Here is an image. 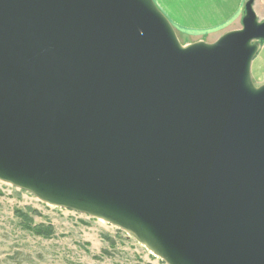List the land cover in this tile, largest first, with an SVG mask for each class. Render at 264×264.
Masks as SVG:
<instances>
[{
    "label": "water",
    "instance_id": "1",
    "mask_svg": "<svg viewBox=\"0 0 264 264\" xmlns=\"http://www.w3.org/2000/svg\"><path fill=\"white\" fill-rule=\"evenodd\" d=\"M254 2L184 47L153 0H0V180L149 233L166 264H264Z\"/></svg>",
    "mask_w": 264,
    "mask_h": 264
},
{
    "label": "rangeland",
    "instance_id": "2",
    "mask_svg": "<svg viewBox=\"0 0 264 264\" xmlns=\"http://www.w3.org/2000/svg\"><path fill=\"white\" fill-rule=\"evenodd\" d=\"M174 30L184 47L217 41ZM256 43L261 47L264 41ZM251 78L255 87L264 85L253 77L252 65ZM51 205L0 180V264H166L143 243L109 222ZM28 209L37 212L36 224L54 228L51 238L34 236L20 227L15 212Z\"/></svg>",
    "mask_w": 264,
    "mask_h": 264
},
{
    "label": "crops",
    "instance_id": "3",
    "mask_svg": "<svg viewBox=\"0 0 264 264\" xmlns=\"http://www.w3.org/2000/svg\"><path fill=\"white\" fill-rule=\"evenodd\" d=\"M153 1L179 32H188L197 37L206 35L215 42L222 35L242 28L249 0ZM254 10L257 18L264 22V0H255ZM262 44L252 64V74L255 79L264 83V43Z\"/></svg>",
    "mask_w": 264,
    "mask_h": 264
},
{
    "label": "trees",
    "instance_id": "4",
    "mask_svg": "<svg viewBox=\"0 0 264 264\" xmlns=\"http://www.w3.org/2000/svg\"><path fill=\"white\" fill-rule=\"evenodd\" d=\"M16 216L20 221V227L27 232L32 233L34 236L51 238L54 235V228L44 224H36L34 221V214L37 212L31 209L17 210Z\"/></svg>",
    "mask_w": 264,
    "mask_h": 264
},
{
    "label": "bare ground",
    "instance_id": "5",
    "mask_svg": "<svg viewBox=\"0 0 264 264\" xmlns=\"http://www.w3.org/2000/svg\"><path fill=\"white\" fill-rule=\"evenodd\" d=\"M41 192L47 196L50 199H56L54 196H52L49 192L46 191H42ZM47 199V198H46ZM50 204L55 205L56 206V202L55 201H51ZM99 219L105 220L107 222H111L110 220H108L107 218L100 216ZM112 224V223H111ZM131 236H133L134 238H137V236L134 234V232L131 229H128L127 231ZM142 234V233H141ZM139 239L141 240V242L148 248L150 249L154 254H156L157 256H159L161 258V256H163L161 250L158 248L159 246L157 245V243L150 237L149 233H145L139 236ZM150 241L151 243L148 244L147 242ZM147 243V244H146ZM165 259L168 261L167 257L164 255Z\"/></svg>",
    "mask_w": 264,
    "mask_h": 264
}]
</instances>
